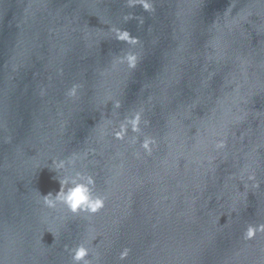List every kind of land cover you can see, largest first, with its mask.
Returning <instances> with one entry per match:
<instances>
[{
	"label": "water",
	"instance_id": "95a60500",
	"mask_svg": "<svg viewBox=\"0 0 264 264\" xmlns=\"http://www.w3.org/2000/svg\"><path fill=\"white\" fill-rule=\"evenodd\" d=\"M261 225L264 0H0V264H264Z\"/></svg>",
	"mask_w": 264,
	"mask_h": 264
},
{
	"label": "clouds",
	"instance_id": "9594fccd",
	"mask_svg": "<svg viewBox=\"0 0 264 264\" xmlns=\"http://www.w3.org/2000/svg\"><path fill=\"white\" fill-rule=\"evenodd\" d=\"M145 9H148L150 5L145 2ZM127 33L118 34L117 39H127ZM76 93V86L74 85L68 91L69 96H74ZM138 121V117L136 118ZM117 136H120V133H117ZM146 149L148 148V142L146 141L143 145ZM73 164L75 161H69ZM51 169L57 172L60 189L53 195L49 192L46 195H41L43 202L48 208H55L57 204L64 205L70 212L76 214L78 212H90L95 213L103 205V199L94 196L91 185L93 181L91 177H85L81 172H74L71 175H62L66 168V162L64 160H53L51 161ZM259 230L264 231V225L259 226ZM255 229L249 227L246 232V237L251 238L254 235ZM72 259L75 262L83 261V264H91L90 261L85 260V257L88 255V249L83 246V244L78 245L71 250ZM126 255L125 253H122Z\"/></svg>",
	"mask_w": 264,
	"mask_h": 264
}]
</instances>
